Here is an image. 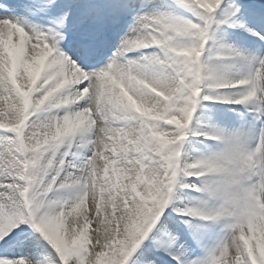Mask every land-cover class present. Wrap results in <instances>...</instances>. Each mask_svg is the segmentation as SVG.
Returning a JSON list of instances; mask_svg holds the SVG:
<instances>
[{"label":"snow or ice","instance_id":"1","mask_svg":"<svg viewBox=\"0 0 264 264\" xmlns=\"http://www.w3.org/2000/svg\"><path fill=\"white\" fill-rule=\"evenodd\" d=\"M181 3L199 9L204 26L189 20L145 16L141 19L149 31L126 36L114 54L118 57L132 49L156 45L167 53L166 60L153 57L145 64L129 61L122 65L113 58L105 66L92 68L86 61L98 52V37L108 16L104 6L83 7L71 23L65 11L54 21L55 27L38 31L29 25L31 30L27 31L25 17L33 12L36 0H0V102L10 99L13 109L9 113L12 119L5 123L0 107V129L10 127L15 134L0 140V247L13 240L19 224L31 223L63 264H127L168 203L180 156L172 146L184 139L201 86L246 87V93L234 100L227 95L216 97L237 104L253 100L258 91L264 93V58L258 68L238 79H229L223 66L201 62L210 14L222 0ZM237 12L239 6L233 5L229 15ZM16 33L20 41L13 44ZM189 35L197 36L198 42L177 39ZM29 38L35 43L25 51ZM69 38L74 53L61 47ZM222 48L223 56L242 55L231 46ZM160 65H170L172 70L165 71ZM82 100L86 106L32 125L34 130L26 133L30 117L43 106L60 108ZM181 100L183 103L178 104ZM149 114L159 119H149ZM165 118L177 131L159 126L158 121ZM94 127L90 140L94 150L81 166L84 173L66 177L80 186L82 194L67 206L60 200L46 201L45 194L52 190L57 177L46 179L53 160L45 154L51 151L54 156L66 138ZM262 149L264 136L261 145L249 151L237 134L229 139L223 153L184 166L189 176L208 173L217 177L207 185V191L224 199L235 221L232 227L236 231L221 244L210 264H264L259 251L264 247V164L257 167V153ZM64 163L61 159L59 166ZM252 172L259 176L257 182H251ZM59 186L68 184L61 182ZM183 211L204 215L198 209ZM72 213L76 216L65 227V219ZM92 221L96 228L90 236ZM0 264L37 262L20 257L0 259Z\"/></svg>","mask_w":264,"mask_h":264},{"label":"rangeland","instance_id":"2","mask_svg":"<svg viewBox=\"0 0 264 264\" xmlns=\"http://www.w3.org/2000/svg\"><path fill=\"white\" fill-rule=\"evenodd\" d=\"M83 1L85 2L84 6H104L108 12L110 22L119 20V15L115 13L114 10L116 9L113 8L115 3H117L116 8L118 6V9H123L122 13L131 21L136 19L142 21L141 18L147 16L145 12L147 6H145L143 0H140V5L137 3V0ZM148 1L154 5H158V8L149 9V11L158 13L165 10L169 13V15L167 14V18L189 20L200 26H204L205 24V20L200 15V10L187 7L181 3V0ZM43 3L47 4L48 2L44 0ZM233 5L239 6V12L236 15H229ZM125 6H127L126 9ZM33 11L36 15L38 14L36 9ZM220 11H224V13H220L218 16L219 20L211 16V23L208 24L210 26L213 21L220 22V26H214L216 29L211 37L208 38V43L205 45V50L201 56V62L208 65L223 66L225 75L229 79H238V76L241 74L246 75L249 72H253L256 69V65L257 68L259 67L256 61L258 53L264 55V0H225L223 6L221 5L220 7ZM32 14L33 12L30 15L31 17L34 16ZM205 15L208 14L205 13ZM31 23L34 24L35 22ZM253 23L254 25L259 24L261 27L258 29L261 41L257 44H254L255 42L251 44L248 41ZM114 26L111 24L110 31H112ZM25 28L27 31L31 30L27 24ZM43 30V28L40 29V31ZM141 31L147 32L149 30L143 26L139 32ZM177 39L183 43L198 42V37L192 35L178 37ZM29 41L35 42L30 38ZM222 45L231 46L235 51L244 49L248 57H244L243 59L240 56H223L221 55L223 52ZM156 52L161 56V60L167 59V53L164 49L161 48ZM145 60L143 59V61ZM118 61L121 60L118 59ZM160 67L164 68L165 71L172 70L170 65H160ZM203 87L205 89L200 92L197 98V104L189 126L184 130V139L172 146L179 150L180 156L177 158L179 168L168 203L161 211V215L157 218L156 223L146 238L129 258L127 264H174L172 259H176L181 264H210L216 243L223 237L224 232L233 228L232 225L235 221L228 214V206L224 199L218 194L207 191V185L217 177L208 173L200 176H189L185 173L184 166L192 164L197 160L212 158L223 153L228 147L229 139L237 134L242 136L249 151H255L261 145L264 127L262 128V135L258 144H255L254 138L257 134L256 122L252 118L253 115H250L251 117H243V115H249V110L244 105L245 103L237 104L216 98L227 95L234 100L242 94L244 90H242V86V88L222 89ZM205 96L212 97V99H204ZM256 99L259 101V107H263L264 93L258 91ZM177 103L182 104L183 101L181 100ZM70 107L69 109H65L60 116H63L68 111H76L75 107ZM236 113L238 114L236 115ZM250 114L252 113L250 112ZM148 118L159 119V117L151 114L148 115ZM158 123H160L159 126L165 131H177L175 125H167L166 118L159 120ZM14 135L3 136V134H0V140ZM94 135L95 127L88 134L89 138L86 139V142H83L81 147L79 145L80 148L76 149V152L71 148L75 140L74 135L66 138L57 147L54 156L51 151L45 154V156L51 157L53 160V165L49 168L46 179H50L54 175L57 177L56 184L53 185L52 190L45 194L44 198L46 201L53 199L54 190H56L58 182L65 172L66 163L71 153H75L73 154V159H79L83 163H86L94 149V146L90 144V140L94 138ZM2 149L3 145L0 144V150ZM257 157L259 159L257 165L259 168L260 164H264V149L257 153ZM61 159L65 162L63 167L59 166ZM112 175L115 176L116 174L112 173ZM255 176V172H252L251 182H255ZM65 182L68 183L70 181L65 180ZM198 191H201V193H198ZM66 194L65 196L68 198V193ZM64 202L66 206L67 201ZM186 209H198L204 215H191L187 211H183ZM202 217L204 221L200 219ZM207 217L215 218L212 220L213 222H208L209 218ZM65 227H67L66 221ZM89 227H91V222ZM14 232L15 236L13 240L9 244L0 247V259L27 257L29 260H32L30 256L32 253L29 252L32 250L44 252L43 249L37 250L38 245L36 243L33 247L29 245V242H31L37 232L31 223L22 222L14 229ZM89 235L91 236L92 232H89ZM196 239H198L202 246L198 247L194 245V240ZM89 243H91V240ZM259 251L261 259L264 260V247H261ZM90 253L91 248H89ZM55 255L59 258V263L63 264L59 254L56 252ZM70 262L73 263V261Z\"/></svg>","mask_w":264,"mask_h":264},{"label":"bare ground","instance_id":"3","mask_svg":"<svg viewBox=\"0 0 264 264\" xmlns=\"http://www.w3.org/2000/svg\"><path fill=\"white\" fill-rule=\"evenodd\" d=\"M48 3L49 0H46ZM142 1V0H141ZM140 0H137V3L140 5ZM145 6H147V8L145 9V12L147 13V16H162V17H168L169 13L168 11L163 10L160 12H154V11H149V9L153 10V8H158V5H154L152 4V2L148 1V0H143ZM57 4L55 8H59L58 10V16H62L63 13L65 11L69 12V16H70V20L69 23L71 22V19L74 18L78 12L84 7L85 2L83 0H63V1H57L55 0L54 3H51V6H53L54 4ZM160 8V7H159ZM168 14V15H167ZM27 20L29 21H33L32 17L30 16L27 18ZM127 26L124 30V33L121 36L120 41H118V43L116 44L115 50H117V48L120 47L121 44V40L123 38H125L126 36H135V35H140V34H144L146 32H139L142 28H143V21H139V20H129V22L127 21ZM33 23L29 22V25H31ZM35 24V23H34ZM33 24V25H34ZM31 25V26H33ZM252 26L258 28L260 25L256 24L254 25V23L252 24ZM38 30V26L35 27ZM123 32V30H122ZM253 34H256V32H254ZM261 37H259V35H254V39H259ZM20 41V35L19 33H16V35L13 37L12 43L13 44H18ZM35 42L33 41H26L25 43V51H27V49H29L32 44H34ZM158 49H161V47L156 46V45H150L147 48H139V49H132L126 53H124L122 56L128 54L129 56H132L129 60L125 61V58L118 56V57H114V54H111V56L106 58L108 59L107 62H105V65H107L108 63H110L112 61L113 58L116 59V61L122 65H127L129 63V61H133L134 63L137 64H144L145 62H147L149 59L153 58V57H158L160 59L161 56L158 55V53L156 51H158ZM163 49V48H162ZM100 50V49H99ZM98 50V51H99ZM153 51V52H152ZM238 52L242 53V55L240 57H242L244 59V57H248L246 56L244 49H240L237 50ZM116 52V51H115ZM140 55V56H138ZM135 56V57H134ZM258 56V55H257ZM238 57V56H236ZM75 58V57H73ZM122 58V59H121ZM259 58V57H258ZM261 58H264V55L261 56ZM260 58V59H261ZM118 59H120L121 61H118ZM143 59L145 61H143ZM257 64L259 63V60ZM94 59H91L88 61L89 65H93L95 62ZM242 76H244L243 74H241L240 76H238L239 78H241ZM243 87V86H242ZM241 87V88H242ZM244 89V90H243ZM242 94L246 93L247 88L243 87L242 88ZM8 94L5 93V96H7ZM253 101V100H250ZM250 101H248L247 103H245L244 105L247 106V108L249 110H251L252 107V103L250 104ZM85 102L82 101H78L72 105H64L61 106L60 108H52V107H48L47 105L43 106L40 110L36 111L29 120V128H27L25 131L30 132L32 130H34V128L32 127V125H39L42 122H49L54 120L56 117L60 116V114L65 110V109H69L70 108H76V110H79L80 107L86 106L84 105ZM83 105V106H82ZM0 107H2L5 115H4V121L5 123H8L12 117L11 115H9V113H11L13 111L12 107H11V101L10 99H5L2 102H0ZM64 107V109H63ZM136 111H139L138 108L135 109ZM263 112H264V104H263ZM238 113H236L237 115ZM250 115V114H249ZM248 116V115H243V117ZM132 123H135V121H133ZM10 127L9 128H5V129H0V134H3V136L6 135H14V133L10 132ZM90 133V131L88 130H81L78 131L77 133H75L73 136L75 138L74 143H72V147L73 151L76 152V149H79L82 145V143L86 142V139H88V134ZM80 145V147H79ZM94 150V149H93ZM3 149L0 150V153H2ZM71 153L70 157H68L67 163H66V168H65V172L62 176V178L60 179V181L58 182V185L56 187V190H54V195H53V199L47 200V201H55V200H60V201H67V205L75 202L79 196L82 194V189L80 188L79 185H75L72 184L71 181L68 182V187L65 188H61L59 185L61 182H65L66 177L69 176V174H82L84 173V169L81 167L82 165H85V163H83L82 161H80L79 159H73V154L75 153ZM102 161H101V165H102ZM73 165L75 167H73ZM66 183V182H65ZM66 193H68V198H66L65 195H67ZM66 205V206H67ZM67 211V210H66ZM76 216V213H72L71 215H68L65 219V221L67 222L68 225V221L72 220L73 217ZM81 223H82V216L80 217ZM96 228L95 222H91V227H89L88 232H94ZM236 231L232 228L229 229L227 232H224L223 237L219 240L218 243H216V247H215V251L214 254H218V250L221 246L222 243L227 242L228 240H230L233 232ZM35 243L38 245L37 250L43 249L44 252H39V251H31L29 253H32L31 259L34 262H37V264H60L59 263V258L55 255L56 254V250L53 248V246L43 237V235L37 230V232L35 233L33 239L31 240V242H29V245L31 247H33V245H35ZM33 249V248H32ZM21 250V249H19ZM213 254V255H214Z\"/></svg>","mask_w":264,"mask_h":264},{"label":"trees","instance_id":"4","mask_svg":"<svg viewBox=\"0 0 264 264\" xmlns=\"http://www.w3.org/2000/svg\"><path fill=\"white\" fill-rule=\"evenodd\" d=\"M69 264H73L72 262H69Z\"/></svg>","mask_w":264,"mask_h":264}]
</instances>
